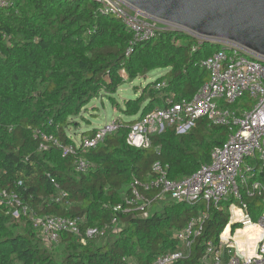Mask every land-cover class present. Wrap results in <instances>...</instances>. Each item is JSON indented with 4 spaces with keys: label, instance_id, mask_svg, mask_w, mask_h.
Returning <instances> with one entry per match:
<instances>
[{
    "label": "trees",
    "instance_id": "1",
    "mask_svg": "<svg viewBox=\"0 0 264 264\" xmlns=\"http://www.w3.org/2000/svg\"><path fill=\"white\" fill-rule=\"evenodd\" d=\"M13 1L0 7V193L17 194L35 216L77 219L81 235L62 232L53 251L29 215L16 217L14 208L0 204V264H151L177 249L175 233L206 213L192 255L176 263L199 264L205 242H217L230 221L229 200L207 207L205 202L167 199L155 202L147 217L142 211L114 207L126 206L134 179L147 183L156 178V163L170 179L180 180L210 163L213 148L228 140L227 126L202 117L186 133L168 127L152 135L150 148L128 143L139 118L170 99H190L198 92L209 79L201 62L219 46L203 44L182 30L132 44L135 33L114 14L104 13L98 0ZM156 69L167 72L139 96L124 100L120 110L129 119L117 118L118 129L96 147L64 156L52 141L44 140L46 135L74 144L69 129L79 127L77 118L94 99L106 96L120 106L117 91ZM252 105L245 96L229 107ZM97 132L84 131L82 139ZM79 157L91 165L85 173L76 170ZM259 179L264 180V171ZM242 194L253 216L262 211L260 197L249 198L244 190ZM89 228H99L102 234L83 242L81 236Z\"/></svg>",
    "mask_w": 264,
    "mask_h": 264
},
{
    "label": "built area",
    "instance_id": "2",
    "mask_svg": "<svg viewBox=\"0 0 264 264\" xmlns=\"http://www.w3.org/2000/svg\"><path fill=\"white\" fill-rule=\"evenodd\" d=\"M98 1L103 5L104 13L114 14L135 33L132 44L136 40L152 39L167 30H182L195 36L188 30L164 24L134 11L123 0ZM13 4V0H0V7ZM211 43L219 48L201 62V66L209 73L208 81L192 98L170 99L166 106L157 107L139 118L131 127L128 143L137 148H150L152 135L160 134L168 127L174 128L179 134L186 133L202 117H207L213 125L227 126L230 130L228 140L213 148L210 163L180 180L170 179L167 170L156 163V178L147 183L134 179L131 183V196L126 198V206L120 203L114 207V211H142L143 216L147 217L155 202L167 199L190 205L205 202L207 207H219L222 201L229 200L230 221L217 242H205L199 264H264V180L259 179L260 173L264 171V59L242 46ZM245 96L252 99L251 108L229 107ZM117 129L118 124L113 121L98 128L95 136L84 137L80 142L68 145L51 136L43 135V138L47 142L52 141L67 156L76 154L79 148L96 147ZM41 147L47 148L44 144ZM90 166L82 157L75 161L76 170L80 173L87 172ZM242 190L249 198H261L263 208L259 218L252 215ZM150 191L156 192L150 196ZM62 194L67 195L65 192ZM4 203L15 209L13 215L16 217L22 213L29 215L46 243L59 242L62 232L81 235L77 219L35 216L13 192L3 190L0 193V204ZM207 216L203 213L190 219L184 228L175 233L180 246L159 255L151 264H176L189 259L197 239L204 231ZM113 223H117L116 218ZM248 228L255 230L252 231L254 233L248 231L241 235L244 233L240 231ZM101 234V229L89 228L86 236H81L82 241Z\"/></svg>",
    "mask_w": 264,
    "mask_h": 264
},
{
    "label": "water",
    "instance_id": "3",
    "mask_svg": "<svg viewBox=\"0 0 264 264\" xmlns=\"http://www.w3.org/2000/svg\"><path fill=\"white\" fill-rule=\"evenodd\" d=\"M132 10L190 31L204 43L242 46L264 59V0H123Z\"/></svg>",
    "mask_w": 264,
    "mask_h": 264
},
{
    "label": "rangeland",
    "instance_id": "4",
    "mask_svg": "<svg viewBox=\"0 0 264 264\" xmlns=\"http://www.w3.org/2000/svg\"><path fill=\"white\" fill-rule=\"evenodd\" d=\"M165 69H156L149 72L145 76H140L133 81H128L125 83L114 95L116 101L120 106L113 103L106 96H102L94 99L88 109L84 111L80 117H78L79 127L71 126L69 129L70 135L74 138L76 142L82 140V132L91 130L93 128H102L107 124L115 121L117 118L123 120H128L129 118L124 115L120 110V107H124V100L135 98L140 95L142 89L151 81H154L161 75L166 74ZM263 205V204H261ZM255 218L261 216V211L258 209L254 212ZM58 244L46 243L45 246L52 249L53 251L58 249Z\"/></svg>",
    "mask_w": 264,
    "mask_h": 264
},
{
    "label": "bare ground",
    "instance_id": "5",
    "mask_svg": "<svg viewBox=\"0 0 264 264\" xmlns=\"http://www.w3.org/2000/svg\"><path fill=\"white\" fill-rule=\"evenodd\" d=\"M248 231H251V234H253L254 232H252V231H255V230L248 228V229H244V230H242V231H240V232H241V233H244V234H241V235H245V234H246L245 232H248ZM238 235H239V234H238Z\"/></svg>",
    "mask_w": 264,
    "mask_h": 264
}]
</instances>
